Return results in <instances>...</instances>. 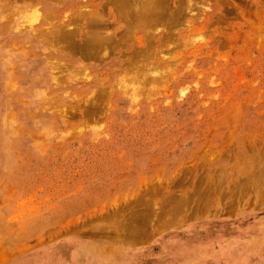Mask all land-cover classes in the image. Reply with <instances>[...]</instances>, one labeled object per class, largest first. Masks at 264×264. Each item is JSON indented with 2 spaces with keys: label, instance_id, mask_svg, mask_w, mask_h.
<instances>
[{
  "label": "rangeland",
  "instance_id": "rangeland-1",
  "mask_svg": "<svg viewBox=\"0 0 264 264\" xmlns=\"http://www.w3.org/2000/svg\"><path fill=\"white\" fill-rule=\"evenodd\" d=\"M197 2L141 79L56 49L74 2L0 0V264H264V0Z\"/></svg>",
  "mask_w": 264,
  "mask_h": 264
},
{
  "label": "bare ground",
  "instance_id": "bare-ground-1",
  "mask_svg": "<svg viewBox=\"0 0 264 264\" xmlns=\"http://www.w3.org/2000/svg\"><path fill=\"white\" fill-rule=\"evenodd\" d=\"M62 1H65V0H62ZM68 1L69 2H74L75 4H77L76 5V12L73 14V19L70 20V18H69L68 19L69 21H68L67 20V16H66L65 21L63 23V26L62 25H61V27L58 26V29H55L56 31H54L53 36L51 37L52 38L51 39L52 40L51 43L52 44L54 43V45L62 43L61 47H65V50L64 49H60V48H56V49L58 51H60L61 53L66 51V54L68 52H70V54L71 53L81 54L82 57L84 56V57H87L89 59L90 58L91 59L92 58H97L98 59L99 57H100V59L101 58L103 59L104 56H107V54L108 55L109 54L112 55L111 53L114 52V51L117 52V54H119V55H122V54L125 55L124 53L126 52V53H129V57L131 56L133 58L131 61L133 62V65H135L134 67H132L133 66L132 62H131V64L128 63L130 69H133V68L135 69V67H137V66L139 67L138 64L140 62L138 63V61H140V58H142V57H146V60L143 59V63L147 62L146 65H144L142 63V65H144V68H145L146 66H148V63L151 62V60H149V59H151V57H153L152 55H158L161 51H163V49L168 47V45L171 43V41H173V40L175 41V39L176 40L181 39L186 34H187L186 36H188L189 32H191L193 30V28L194 29L196 28L194 26V24H193V23H195L194 16L191 17L192 14H191V16H189V12L191 10H193V9L198 7L197 0H86V1L68 0ZM56 8H57V6H56ZM52 17L54 19V16H52ZM52 17H49L48 19H50V18L52 19ZM195 19H196V17H195ZM184 21L186 23L189 22L188 24L190 26L188 24L186 25ZM73 23L75 25H73ZM181 23L182 24L184 23V25H186V27L183 26L184 28H180V30H179L176 27L178 25H180ZM71 26L75 27V28L70 29ZM110 27H111V29H109ZM160 27L163 28V30H162L163 34H161L158 31ZM181 29H184L183 32L181 31ZM185 32H187V33L183 35V33H185ZM48 39H50V38H48ZM182 43L183 42H181L180 44H182ZM179 57H181V56H179ZM147 58H148V60H147ZM176 58H178V57H176ZM135 61H137L136 62L137 64L135 63ZM155 63H157V62H155ZM126 64H127V62H126ZM56 65H57V63H56ZM142 65H140V66H142ZM63 66H64V63H63ZM65 66H67V65L65 64ZM149 66L151 67V64ZM149 66L146 67V68H150ZM139 68H141V70L142 69L146 70L143 67H139ZM136 69H138V68H136ZM136 69L134 71H136V73L139 72ZM148 70L149 69H147L146 71L148 72ZM146 71H144V72H146ZM58 72L60 73V71H58ZM58 72H57V74H58ZM147 72L145 74H143L141 72H139V74L138 73L137 74H138V76L139 75L141 76V74H143L142 77L146 78L148 76V78H149V75H148ZM79 73H81V72H79ZM136 73L132 74V76L134 75V78L135 77L138 78V76H136L137 75ZM146 74H147V76H146ZM60 77H62V76H60ZM63 79H65V78H63ZM135 79H133L134 82H135ZM136 81L138 83V79ZM141 82H145V81H140V83ZM117 83H118V81H117ZM115 86H116V84H115ZM110 90H112V89H110ZM103 92L105 93V91H103V89H102V93ZM109 94H111V92ZM86 115H87V113H86ZM88 115H89V113H88ZM88 115H87V118H88ZM85 119H86V117H85ZM263 170H264V168L261 169V170L259 169V172H263L264 173ZM256 172H258V171H256ZM259 172H258V175H261L263 177V175H262L263 173L260 174ZM204 173L207 174V172H204ZM244 174H242V175L244 176ZM239 175H240V173L238 175H236V176H239ZM236 176H235V179L239 180L238 178H236ZM245 177H247V176H245ZM256 177H255V180L261 178V177L259 178V176H257V175H256ZM263 178H261V179H263ZM248 179L251 180V177L250 178L247 177V180ZM221 180H223V179H221ZM242 180H243V183L241 182L242 184L238 185L240 187V189H241L242 186H244V184H247V183L249 184V182H250V181H248L246 183V181L243 178H242ZM244 181H245V183H244ZM251 181H253V180H251ZM216 183H215V185H216ZM255 183H256V181H255ZM258 184H259V182L257 181V185H256L257 188H259L260 185L261 186L264 185L263 182H262V184H259V187H258ZM211 185H212L211 187H213V184H211ZM247 186H249V185H247ZM220 187H222V186H220ZM220 187H219V189L217 191L218 193L220 192L219 191ZM257 188H256V191H257ZM261 188H263V187H261ZM196 189H199V188H196ZM240 189H238V191ZM227 190H229L228 187H226L225 191H227ZM197 191H200V190H197ZM210 191L212 192V190H210ZM244 191H247V190H245V189L242 190L243 194H245ZM195 192H196V190H195ZM211 192H209V194ZM247 193H248V191H247ZM262 193L264 194V192H262ZM197 194H198V196L201 195V194H199V192ZM209 194L207 196H209ZM212 194L213 193H211V195ZM229 194H231V192ZM238 195H239V192H238ZM212 197H214V196H209V198H212ZM241 197H243V196H241ZM261 197H262V195H261ZM184 198H186V197L183 196V199ZM243 198H241V199H243ZM262 198H259V199H262ZM168 199L169 198H167V200ZM188 199L190 200V198H188ZM212 199L214 200V198H212ZM184 200L188 201L187 199H184ZM207 201H209V200H207ZM233 201H235V200L233 199ZM236 201H237V199H236ZM165 202L167 203L166 200H165ZM169 202H170V200H169ZM206 202H204V204ZM187 203L185 202V204H187ZM176 204H177V206H179V204L183 205V202H181V203L178 202ZM212 204H213V202H211L209 205H212ZM181 205L179 206V208L181 207ZM206 205H207V203H206ZM209 205H208V207L206 206L208 209L210 207ZM202 206H204V205H202ZM175 209L177 210L178 208L175 207ZM183 209H185V207H183ZM202 209H203V207H202ZM179 210L181 212L182 209H179ZM175 214H176V216L179 217V214L178 215H177V213H175ZM173 215H172V217H175ZM169 217H171V216H169ZM175 221H177V220H175ZM143 232H144V230H143Z\"/></svg>",
  "mask_w": 264,
  "mask_h": 264
}]
</instances>
